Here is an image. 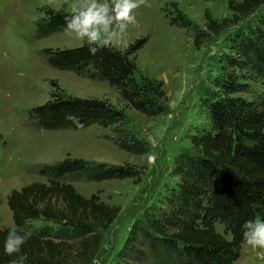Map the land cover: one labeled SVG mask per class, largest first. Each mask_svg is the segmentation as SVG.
Returning a JSON list of instances; mask_svg holds the SVG:
<instances>
[{
	"label": "trees",
	"instance_id": "obj_1",
	"mask_svg": "<svg viewBox=\"0 0 264 264\" xmlns=\"http://www.w3.org/2000/svg\"><path fill=\"white\" fill-rule=\"evenodd\" d=\"M227 2L233 15L217 19L206 10L204 28L176 2L165 17L169 25L193 34L197 48L229 30L228 51L220 55L222 72L215 80L219 92L211 90L206 100V123L192 135L193 147L174 158V182L165 194L166 204L157 206L158 211L151 208L144 219L148 253L140 247L134 227L117 264H236L243 244L242 226L248 220H264V10L255 14L264 0ZM78 15L72 9L46 8L36 23V37L64 31ZM147 41L139 37L124 49L114 45L92 55L84 40L78 46L45 47L43 55L51 67L108 83L123 102L153 117L167 112L169 99L161 80L136 76L137 52ZM249 79L261 80L263 85L252 88ZM52 86L50 98L30 109L29 126L46 130L114 126L112 139L120 148L150 152L149 142L131 127L125 107L108 98L73 95L57 81ZM245 92L251 95H235ZM68 115L79 117L84 126L78 128L65 118ZM35 167L49 184L34 181L10 192L8 205L16 226L0 228V264H10L21 254L27 255L25 264H91L122 206L106 204L100 191L86 197L72 182L131 177L137 184L145 167L71 154ZM36 220L51 224L29 232L28 223ZM217 222L224 225V233L216 229ZM13 228L29 238L20 253L9 256L5 241Z\"/></svg>",
	"mask_w": 264,
	"mask_h": 264
},
{
	"label": "rangeland",
	"instance_id": "obj_2",
	"mask_svg": "<svg viewBox=\"0 0 264 264\" xmlns=\"http://www.w3.org/2000/svg\"><path fill=\"white\" fill-rule=\"evenodd\" d=\"M72 2L0 0V228L9 227L5 189L21 184L32 174H40L36 163L57 162L71 154L115 164H136L145 167L142 181L137 184L131 177L108 179L99 181L102 188L95 190L97 181H79L80 189L89 194L80 192L82 195L90 197L100 191L107 201L122 206L119 217L104 233L99 252L91 263L117 264L119 251L134 227L140 247L148 253L144 219L151 208L158 211L157 206L166 204L165 194L174 182V158L193 147L192 135L206 123V100L211 90L219 92L215 80L222 72L220 55L228 51L225 40L229 30L197 48L193 34L183 27L169 25L165 17L174 10V2L202 28L206 10L217 19L231 17L233 13L227 0H147L150 6L134 9L137 23L128 25L116 45L124 49L136 38H148L137 52L136 76L139 80L142 75L161 80L169 99L165 114L149 117L123 102L119 92L108 83L47 64L43 55L45 47H72L84 42L65 31L36 37V23L46 8L71 9ZM263 10L264 6L256 16ZM255 14L248 18L251 25L255 23ZM54 81L73 95L108 98L117 106L125 107L131 127L149 142L150 152L138 154L120 148L112 139L114 126L92 124L83 129L61 130L37 129L31 123L29 126L30 109L50 98ZM248 81L252 88L263 85L261 80ZM235 95L250 96L251 93ZM50 224L30 221L27 229L33 232ZM215 225L224 233L223 224ZM259 251L243 243L236 264H264V258L257 255Z\"/></svg>",
	"mask_w": 264,
	"mask_h": 264
},
{
	"label": "clouds",
	"instance_id": "obj_3",
	"mask_svg": "<svg viewBox=\"0 0 264 264\" xmlns=\"http://www.w3.org/2000/svg\"><path fill=\"white\" fill-rule=\"evenodd\" d=\"M141 5L150 6L147 0H110L105 3L98 0H73L69 7L72 13L79 12V15L64 31L68 35L74 34L76 38L86 40L89 52L95 55L102 48L116 45L128 25L137 23L133 11ZM69 16L65 17V22ZM65 118L72 120L78 128L84 126L79 117L68 115ZM242 228L243 243L253 249H260L257 255L264 258V220H248ZM28 238L29 234L20 235L17 229H11L5 241V253L9 256L20 253L21 246ZM26 260L27 255L21 254L16 260L10 261V264H25Z\"/></svg>",
	"mask_w": 264,
	"mask_h": 264
},
{
	"label": "crops",
	"instance_id": "obj_4",
	"mask_svg": "<svg viewBox=\"0 0 264 264\" xmlns=\"http://www.w3.org/2000/svg\"><path fill=\"white\" fill-rule=\"evenodd\" d=\"M61 130V129H59ZM34 181H38V182H43V183H47L49 184V181H48V178L47 176H44V175H41V174H32L29 176V178L27 180H23V182L21 184H13L11 185L8 189H5V200L7 201L8 200V195L10 194V192L13 190V189H21L24 185H26L27 183H30V182H34ZM95 182V181H94ZM100 182H104V181H100ZM100 182H97L98 185L95 186V190H97V188H102L101 187V184ZM73 185L75 186V188L81 192L82 194H85V195H89L88 193H84L81 189H80V182L79 181H74L72 182ZM101 200L105 201L106 204H109V205H114V202H110V201H107V199H105L104 197V194L101 193ZM8 205V204H7ZM7 211L9 212V218H8V222H7V226L9 227H15V223H14V220H13V216H12V212L9 208V206L7 207Z\"/></svg>",
	"mask_w": 264,
	"mask_h": 264
}]
</instances>
